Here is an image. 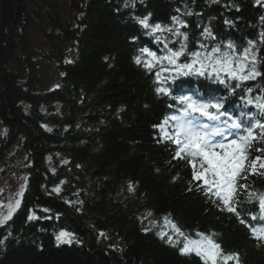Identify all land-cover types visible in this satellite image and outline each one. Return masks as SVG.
<instances>
[{
    "label": "trees",
    "instance_id": "16d2710c",
    "mask_svg": "<svg viewBox=\"0 0 264 264\" xmlns=\"http://www.w3.org/2000/svg\"><path fill=\"white\" fill-rule=\"evenodd\" d=\"M70 5L75 14L68 21L50 0H0V119L7 128L0 134V164L18 136L28 153L20 169L27 176L20 207L0 225V264H204L157 235L171 234L162 219L169 215L194 239L197 232L214 233L225 253L239 254L241 264H264V244L198 191L191 166L173 159L175 146L158 139L173 102L155 92L158 68L149 72L135 63L143 48L163 54L157 35L169 47L179 48L175 42L183 40L144 29L137 19L145 16L150 24L187 33L190 51L201 41L210 46L232 41L239 54L253 40L262 75L243 82L235 97L204 77L180 80L185 90L206 99L224 96L233 108L256 113L240 97L246 88L253 89L247 98L264 96V0H70ZM174 16L187 27L174 23ZM34 28L46 37V47L31 43ZM206 28L216 41L202 35ZM72 36L68 62L62 63V46ZM34 49L58 62L63 75L57 86L39 88L37 65L28 58ZM257 147L264 148V141L258 138L249 149V163L264 158ZM261 173L264 169L247 175L249 190L264 192ZM240 199L242 218L264 224L249 215L258 216V206L247 203L246 194ZM148 212L152 215L143 219ZM62 230L73 234L72 243L57 242Z\"/></svg>",
    "mask_w": 264,
    "mask_h": 264
},
{
    "label": "snow or ice",
    "instance_id": "6c2138e0",
    "mask_svg": "<svg viewBox=\"0 0 264 264\" xmlns=\"http://www.w3.org/2000/svg\"><path fill=\"white\" fill-rule=\"evenodd\" d=\"M172 20L181 28L187 27L178 17L174 16ZM137 22L152 34L172 32L183 36L182 41L175 42L180 45L175 48L169 47L166 41H160V36L157 35L156 40L164 43L163 54L157 55L156 52L143 48L141 56L135 58V63L142 65L149 72L158 68L155 72V92L157 96H166L173 102L169 105L174 109L173 113L158 126L163 134L158 139L175 146L173 159L186 160L191 166L192 180L197 182L195 186L198 191H202L222 211L235 215L241 224L249 228L251 238L264 244V224L253 226L247 223L240 211L244 203L240 197L246 194L247 203L255 204L259 210L258 216L249 213L251 220L264 221V192L249 190L247 183V175H255L264 169L262 156H256L249 163L248 155L249 149L258 138L264 141V96L247 98L253 89H245V95L240 99L244 104L254 106L258 110L253 113L251 109L245 111L239 106L233 108L227 97L210 96L206 99L197 90H185L183 81L180 80L181 77L188 76L204 77L224 85L229 96L235 97L236 90L241 88L243 82L255 80L262 75L257 70L259 60L254 51L255 41L249 40V47L239 54L232 41L212 46L201 41L195 50L190 51L187 33H181L179 29L174 30L160 23L150 24L148 16L138 18ZM202 35L209 41L214 42L217 39L207 28ZM164 73L167 75H163ZM173 83L176 84L175 89L172 87ZM254 150L264 154V148L257 147ZM241 180L245 182L241 183ZM127 190L134 193V185L129 183ZM53 191L59 194L60 188L57 187ZM17 195L22 197L23 190ZM20 204L21 199H15L14 204L7 206V214L0 217V225L12 219ZM151 215L152 213L148 212L143 219ZM34 218L33 215L28 217L29 220ZM162 219L165 227L170 228L171 234L162 230L157 235L166 243L178 247L181 255L195 253L204 264H241L239 254L225 253L221 245L214 240V233L210 236L197 232L198 239H194L182 231L170 215ZM150 223L156 225L154 220ZM144 231L150 229L145 228ZM73 239L72 233L63 230L56 236L58 243H72Z\"/></svg>",
    "mask_w": 264,
    "mask_h": 264
},
{
    "label": "rangeland",
    "instance_id": "374dc122",
    "mask_svg": "<svg viewBox=\"0 0 264 264\" xmlns=\"http://www.w3.org/2000/svg\"><path fill=\"white\" fill-rule=\"evenodd\" d=\"M50 3L59 8L60 19L68 21L73 19L75 13L71 8L70 0H50ZM30 41L41 47L48 45L46 37L37 28L31 30ZM36 65L38 69L39 88L41 90L51 89L60 83L63 71L60 69L56 60L41 61ZM9 67L15 70V66L12 63ZM6 131L7 128L2 124L0 119V134L4 135ZM22 138L18 136L12 142L9 153L0 164V217L7 214V206L10 203L14 204L15 199L21 198L17 194L21 190H23V193L25 191L27 176L20 169L28 161V153L23 147Z\"/></svg>",
    "mask_w": 264,
    "mask_h": 264
},
{
    "label": "bare ground",
    "instance_id": "6f19581e",
    "mask_svg": "<svg viewBox=\"0 0 264 264\" xmlns=\"http://www.w3.org/2000/svg\"><path fill=\"white\" fill-rule=\"evenodd\" d=\"M73 36L69 39H67L65 41V43L62 46V55H63V59H62V63L64 62H68V57L71 50V43H73ZM36 52H32L28 55L29 61L34 63L35 65L37 63L45 62L48 60H55L52 57L49 58L50 55L46 54L45 52H42L41 50L37 51L36 49H34ZM41 60V61H40ZM40 61V62H39ZM156 132H158V129L156 130ZM163 135V134H162ZM157 140V139H156ZM158 141V140H157ZM158 143L161 145V143L158 141Z\"/></svg>",
    "mask_w": 264,
    "mask_h": 264
}]
</instances>
